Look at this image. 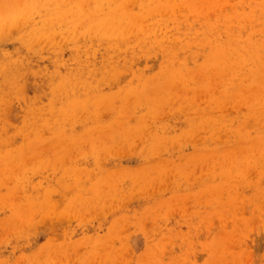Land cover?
I'll return each instance as SVG.
<instances>
[{
    "label": "rangeland",
    "instance_id": "rangeland-1",
    "mask_svg": "<svg viewBox=\"0 0 264 264\" xmlns=\"http://www.w3.org/2000/svg\"><path fill=\"white\" fill-rule=\"evenodd\" d=\"M0 264H264V0H0Z\"/></svg>",
    "mask_w": 264,
    "mask_h": 264
}]
</instances>
